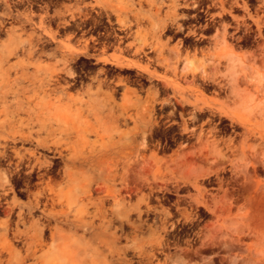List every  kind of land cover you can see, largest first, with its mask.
<instances>
[{
    "label": "rangeland",
    "instance_id": "1",
    "mask_svg": "<svg viewBox=\"0 0 264 264\" xmlns=\"http://www.w3.org/2000/svg\"><path fill=\"white\" fill-rule=\"evenodd\" d=\"M0 19L21 264H264V0H0Z\"/></svg>",
    "mask_w": 264,
    "mask_h": 264
},
{
    "label": "bare ground",
    "instance_id": "2",
    "mask_svg": "<svg viewBox=\"0 0 264 264\" xmlns=\"http://www.w3.org/2000/svg\"><path fill=\"white\" fill-rule=\"evenodd\" d=\"M2 18V17H1ZM3 24V21H1L0 19V26ZM3 26V25H2ZM35 44V43H34ZM60 76V75H59ZM58 79V78H57ZM263 80V78H262ZM55 81H56V78H55ZM262 82V81H261ZM264 82V81H263ZM60 84V83H59ZM263 84V83H261ZM61 91V90H60ZM1 151V150H0ZM4 154V153H3ZM179 153H178V157L175 156V160H179ZM9 158V157H8ZM179 162V161H177ZM42 174V173H41ZM1 175H4V174H0ZM36 178V177H35ZM5 179V180H4ZM4 183H6L7 185L10 183L8 178L6 179V176H4ZM50 180V179H49ZM6 185V187H7ZM52 186V185H51ZM5 188V186H4ZM45 191V190H44ZM41 193V192H39ZM45 193V192H44ZM7 195V194H6ZM51 199L54 200V197H57L56 193L53 192V194L50 195ZM36 197V196H35ZM1 199H3L4 201H6V198L0 194V202H1ZM40 199V198H39ZM4 201L2 202V205L4 203ZM41 202V201H40ZM38 203H39V200L36 199L35 200V204L33 206V208L37 209L39 206H38ZM5 204V203H4ZM12 204H15V201L12 202ZM14 205H10L7 207L6 209V206L5 208L1 206L0 204V213H5V212H8L7 215H6V220L0 224V230H3V236H2V242L0 243V249H3L4 251H6L7 253L10 254V256L12 258L15 259L14 261V264H21L23 261H22V257L19 255V250H17L13 244H16V242H21L23 241V246H24V249H25V257L27 256H31L32 252L30 253L32 247H35L36 244L35 243H32L31 241H29L31 239V237L29 238V240H27L26 238H22L21 236H23L22 233L19 232L18 230V224H24L25 223V211H20L18 210L17 212L14 211V208H13ZM17 206V205H16ZM41 207V206H40ZM26 212H29V213H32V210L31 209H27ZM11 222V223H10ZM27 222V221H26ZM10 224L13 225V229L12 226L10 228ZM35 229H37V234L36 237H35V241L36 243L38 244H42L43 243V240H42V232H43V229L42 227H39L37 226ZM11 234V237L9 236ZM34 235V236H35ZM6 245V246H5ZM5 246V247H4ZM32 246V247H31ZM12 254V255H11Z\"/></svg>",
    "mask_w": 264,
    "mask_h": 264
},
{
    "label": "flooded vegetation",
    "instance_id": "3",
    "mask_svg": "<svg viewBox=\"0 0 264 264\" xmlns=\"http://www.w3.org/2000/svg\"><path fill=\"white\" fill-rule=\"evenodd\" d=\"M41 47H43V46H41ZM155 143H156V142H154L153 144H155ZM5 206H6V205H5ZM5 206H4V207H5Z\"/></svg>",
    "mask_w": 264,
    "mask_h": 264
}]
</instances>
